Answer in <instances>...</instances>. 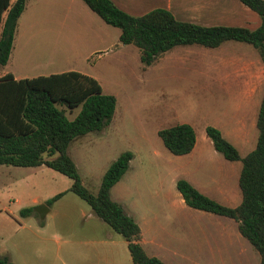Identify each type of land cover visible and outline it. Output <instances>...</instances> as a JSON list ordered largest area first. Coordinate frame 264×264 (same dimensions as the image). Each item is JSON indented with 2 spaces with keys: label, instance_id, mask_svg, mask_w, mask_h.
<instances>
[{
  "label": "rangeland",
  "instance_id": "rangeland-1",
  "mask_svg": "<svg viewBox=\"0 0 264 264\" xmlns=\"http://www.w3.org/2000/svg\"><path fill=\"white\" fill-rule=\"evenodd\" d=\"M93 16L97 24L90 30L71 12L40 3L21 14L17 38L24 71L76 70L96 79L102 93L115 98L108 124L74 137L67 147L83 185L94 193L108 165L129 151V174L139 187L130 193L128 205L135 202L134 215L150 221L144 232L147 254L164 264H259L258 254L236 228L238 240L224 238L215 221L219 215L180 204L174 195L177 179L210 184L225 167L239 170L240 161L223 159L208 143L200 149L201 157L178 159L186 175L179 174L176 158L181 155L170 153L157 131L185 123L197 138H207L204 128L213 126L242 157L255 145L262 88L250 97L239 87L223 86L232 82L220 77L229 69L212 66L214 50L197 44L176 45L145 65L135 46L118 41V28ZM237 44L256 52L249 44ZM76 111L65 114L70 118ZM68 181L43 165H0V256L16 264H87L92 259L83 242L89 230L70 203L54 204L43 220L19 214L20 208L34 207L33 197L40 203Z\"/></svg>",
  "mask_w": 264,
  "mask_h": 264
},
{
  "label": "trees",
  "instance_id": "trees-1",
  "mask_svg": "<svg viewBox=\"0 0 264 264\" xmlns=\"http://www.w3.org/2000/svg\"><path fill=\"white\" fill-rule=\"evenodd\" d=\"M81 1L105 24L118 28V41L135 46L139 60L145 65L176 45L216 47L228 40L251 45L264 65V0H239L259 17V25L252 30L179 21L164 8L132 16L110 0ZM24 3L25 0H0V65L8 58L16 20ZM114 106L113 95L102 93L96 79L76 70L20 79L4 73L0 76V165H43L67 176L70 180L67 190L86 202L96 217L124 239L132 264H164L145 253L138 242V225L109 197V189L125 172L131 153L121 152L103 172L97 190L91 193L81 183L66 152L74 137L99 131L107 125ZM76 108L73 118L68 119L65 110L71 112ZM255 127V145L242 157L217 128L209 125L204 128L215 151L228 161H240L237 184L241 199L236 206L217 203L184 179L175 181V189L186 206L236 221L238 233L256 251L259 264H264V81ZM157 134L174 155L189 152L195 140L192 127L185 123L160 129ZM62 193L52 195L45 204L50 205ZM19 214L36 215L32 207L20 208ZM0 264L13 263L0 256Z\"/></svg>",
  "mask_w": 264,
  "mask_h": 264
},
{
  "label": "crops",
  "instance_id": "crops-1",
  "mask_svg": "<svg viewBox=\"0 0 264 264\" xmlns=\"http://www.w3.org/2000/svg\"><path fill=\"white\" fill-rule=\"evenodd\" d=\"M110 1L118 9L132 16L142 15L154 8H164L168 10L176 20L190 22L201 26H234V27H243L252 30L255 29L260 22L258 15L254 11L249 9L247 6L242 4L239 0H110ZM40 3L43 5V7L51 6L58 10L62 9L71 12L73 15L76 16L77 20H82L83 22L88 24L90 30H92L91 24H93V22L97 24L93 16V15L95 16L97 15L93 13L81 0H25L24 8L16 20V26H15L8 58L3 65H0V76L3 75L4 73H9L12 75L13 78L20 79V78H30L39 75L51 74V73H41V72L29 73L24 71L25 68L23 69L22 67L23 63L21 60L22 49L17 39L21 35L20 24H19L21 14L28 11L33 6L37 7ZM118 35L119 32L117 34V39H118ZM229 41L234 43L231 44L229 43ZM237 43H243V42L228 40L222 42L216 47H210L214 50V53L212 52L213 53L212 66L218 64L221 66V69L222 68L229 69L228 71H223V73L220 74V77L223 79H230L232 80V82L229 84L228 81L223 82L222 83L223 86L228 85V87H232V86H235L236 88L239 87V90L242 93L248 94V96L251 97L257 94L258 90L263 88L264 65L260 61L257 52H254L253 50H250V48H246L245 46H241L240 44ZM205 55H211V54H204L203 56ZM52 73H56V72H52ZM75 113L70 118L68 117L67 118L68 119L73 118ZM207 139L208 137L205 138L203 136H200V138H197L195 135L194 144L191 150L185 154H180L181 156L176 158V169L179 174L184 175L185 173L182 170L181 164L178 163L179 161L178 159H180V157H188L190 158V160H192L195 156L201 157L203 152H201L200 149L206 146L208 143H211L210 140ZM66 152L73 161L77 170V165L74 159L67 151V148H66ZM132 160H133V155H131V158L128 161V166L125 172L118 179V181H116V183H114L110 187L109 197L111 200L116 202L122 208V210L126 215L130 216L136 222V224L139 227L138 242L145 251L143 247V244L145 242L144 232H147L146 231L148 227L147 223L150 221L148 220L147 222H144L142 216L136 217L134 215L131 207L132 205H136L135 202L132 205H128V198L130 193L137 191L139 187L135 182H133L132 175L129 174ZM239 170L235 166L225 167L223 170L222 169L220 170V173L218 174L219 177L215 181L210 180V184L208 182H205V184H200L196 180L194 181L191 179L192 180L191 181L186 177L184 178L197 191L206 195L210 199L216 201L221 205L227 207H234L240 202L241 199L240 189L238 187V184L237 186L235 184V177L237 176L238 178ZM80 180L81 183L84 184L81 178ZM69 184H70V180L67 182V185H65V187H62V190L59 191V192L63 191L62 195L58 197L56 200H54L50 205L45 204V200L58 192H55L51 195H47L43 200L40 201V203H43L47 206V212L44 215V217L48 213L50 212L52 213L54 204H57L61 201L70 203L72 206H74L77 215H79L84 219L83 224H85V229L89 230V234L86 238H84L83 242L89 246L87 248L88 251L87 253L91 255L93 260L90 259L89 262H87V264H132L126 247V242L124 241V239H122V237L119 234L112 231L103 221H101L98 217H96L91 212L86 202H84L82 199L77 197L72 192L68 191L67 188ZM174 195L177 197L180 204L182 203L184 204L178 191L175 192ZM75 197L79 200H77ZM13 202L16 203V209H17L19 207L18 200L14 198ZM31 203H33L34 206L40 204L38 203L35 197L31 199ZM219 216L221 218H216L215 221L220 224L223 232L222 235H224V238L226 239L228 238V240L231 239L234 242L238 240L239 233L238 231H237L238 234L235 232V228L237 224L236 221L226 216H221V215ZM26 217H33L39 220L37 213L36 215L31 214ZM11 262L13 264H16L13 261Z\"/></svg>",
  "mask_w": 264,
  "mask_h": 264
},
{
  "label": "water",
  "instance_id": "water-1",
  "mask_svg": "<svg viewBox=\"0 0 264 264\" xmlns=\"http://www.w3.org/2000/svg\"><path fill=\"white\" fill-rule=\"evenodd\" d=\"M32 211L37 213L39 220H42L47 212V206L43 203H40L34 206Z\"/></svg>",
  "mask_w": 264,
  "mask_h": 264
}]
</instances>
